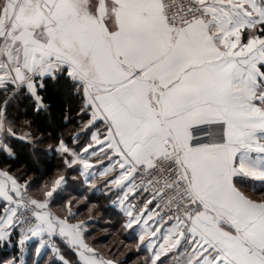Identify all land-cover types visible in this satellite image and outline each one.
I'll list each match as a JSON object with an SVG mask.
<instances>
[{
	"label": "snow or ice",
	"instance_id": "1",
	"mask_svg": "<svg viewBox=\"0 0 264 264\" xmlns=\"http://www.w3.org/2000/svg\"><path fill=\"white\" fill-rule=\"evenodd\" d=\"M74 192L140 264H264V0H0V264H123Z\"/></svg>",
	"mask_w": 264,
	"mask_h": 264
},
{
	"label": "trees",
	"instance_id": "2",
	"mask_svg": "<svg viewBox=\"0 0 264 264\" xmlns=\"http://www.w3.org/2000/svg\"><path fill=\"white\" fill-rule=\"evenodd\" d=\"M57 107H55L49 116L45 117V123H51L52 127L46 130L53 135L63 133L65 137L73 134L75 130L80 127L79 118L73 119L72 117L75 113H68L69 120L65 121L63 119L64 112L60 105L65 101V97L61 93H56L54 95ZM58 160L55 157H49L47 160H42L40 162V167L38 168L34 163H32L31 157L28 154V149H24L21 153L20 162L16 165L17 167L26 166L28 167L27 175L38 178L37 183H42L44 180L52 176ZM42 169H47V172H43ZM74 196L87 195L89 197L88 203L96 204L97 207L93 211V216L95 217V222L93 227L95 228L94 235L102 239L98 240L97 246H103L102 250L108 252L109 248H112L113 253L119 255L123 264H140V261L146 254L143 250L137 251L135 248L138 242V236L131 229H125L124 224V214L120 212L116 207L111 204V198L106 197L100 193L93 194L89 193H72ZM83 214H87V209H81ZM86 212V213H85ZM106 232V234H99L100 232ZM116 248H113V245ZM35 242L29 249L28 255L25 257L27 264H32L34 259L32 254V248H34ZM118 249V251H117ZM17 252L15 247H0V258L9 257L15 255ZM48 257L45 256L41 262L43 264L44 260ZM55 264V261H53Z\"/></svg>",
	"mask_w": 264,
	"mask_h": 264
},
{
	"label": "crops",
	"instance_id": "3",
	"mask_svg": "<svg viewBox=\"0 0 264 264\" xmlns=\"http://www.w3.org/2000/svg\"><path fill=\"white\" fill-rule=\"evenodd\" d=\"M114 199H115V198H114ZM114 199H113V200H114ZM114 207H116V206H114ZM116 208L119 210V208H118V207H116ZM119 211H120V212H122L121 210H119ZM122 213H123V212H122ZM134 233H136V234H137V236H138L139 229H137V230H136V232H134Z\"/></svg>",
	"mask_w": 264,
	"mask_h": 264
},
{
	"label": "rangeland",
	"instance_id": "4",
	"mask_svg": "<svg viewBox=\"0 0 264 264\" xmlns=\"http://www.w3.org/2000/svg\"><path fill=\"white\" fill-rule=\"evenodd\" d=\"M85 213H86V212H85ZM106 232H107V231H106ZM106 232H103V231H102V232H100L99 234H101V233H102V234H106ZM28 253H29V250H28V252L26 253L25 257L28 255ZM25 259H26V258H25Z\"/></svg>",
	"mask_w": 264,
	"mask_h": 264
}]
</instances>
